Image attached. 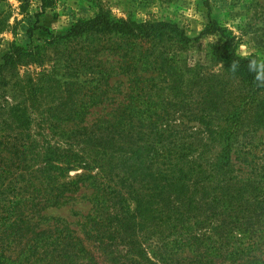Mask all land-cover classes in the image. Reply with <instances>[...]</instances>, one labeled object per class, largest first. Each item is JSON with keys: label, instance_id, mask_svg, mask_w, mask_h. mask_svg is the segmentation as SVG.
<instances>
[{"label": "trees", "instance_id": "obj_1", "mask_svg": "<svg viewBox=\"0 0 264 264\" xmlns=\"http://www.w3.org/2000/svg\"><path fill=\"white\" fill-rule=\"evenodd\" d=\"M18 1L44 13L56 3ZM212 37L206 59L187 63ZM178 115L209 144L182 137ZM39 118L81 150L40 146ZM0 185V264H264L262 65L215 21L193 38L103 9L42 45L13 44L0 64ZM84 189L82 238L45 214Z\"/></svg>", "mask_w": 264, "mask_h": 264}, {"label": "rangeland", "instance_id": "obj_2", "mask_svg": "<svg viewBox=\"0 0 264 264\" xmlns=\"http://www.w3.org/2000/svg\"><path fill=\"white\" fill-rule=\"evenodd\" d=\"M55 5L42 12L40 5L32 2L27 10H22L18 0H0V64L13 44L24 48L42 45L51 39L52 34L63 35L79 20L94 18L103 9L119 19L133 18L139 22L165 21L178 24L193 37H199L211 22L215 21L237 37L239 54L244 58L256 57L264 72V0H55ZM221 40L218 38L204 39L199 47L185 55L184 59L190 65L206 59L209 48ZM35 69L22 72L23 77L34 76ZM41 73L38 70L37 74ZM26 74V76H24ZM217 75V74H216ZM188 94V93H186ZM41 98L48 96L40 93ZM188 96V95H186ZM8 104H14L12 97H7ZM4 105H6L4 103ZM35 114L40 115L42 109L34 102ZM97 113V114H96ZM102 114L96 110L89 118L92 122ZM178 118H181L178 115ZM42 119H37L32 128V134L40 146L48 143L61 145L64 149L80 151V147L54 138L50 132L40 126ZM178 124L190 140L209 144V136L198 123H189L180 119ZM40 153H43L41 150ZM209 162H213L214 149L207 148L205 153ZM42 159H36L38 166ZM82 171L71 172V177ZM0 208L5 206L10 197L7 185H0ZM91 190L84 189L65 207L51 209L45 216L52 220L66 222L80 237H85L86 218L92 213L90 203ZM53 223V222H52Z\"/></svg>", "mask_w": 264, "mask_h": 264}]
</instances>
